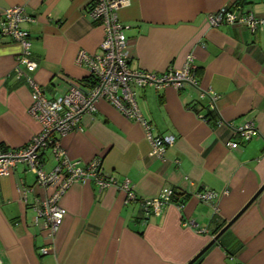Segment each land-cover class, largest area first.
Here are the masks:
<instances>
[{
  "label": "crops",
  "instance_id": "1",
  "mask_svg": "<svg viewBox=\"0 0 264 264\" xmlns=\"http://www.w3.org/2000/svg\"><path fill=\"white\" fill-rule=\"evenodd\" d=\"M234 2L130 0L117 10L126 26L131 68L160 73L168 66L180 68L188 54L193 56L196 85L135 90L149 134L173 135L174 143L164 158L151 157L142 125L98 101L94 112L82 116V131L57 138L64 154L80 166L100 155L103 174L116 184L101 190L94 181L71 184L58 200L65 214L49 238L34 207L54 188L35 186L34 173L24 163L15 164L0 177L2 264H186L239 213L264 183V25L253 32L241 24L211 27L209 14ZM87 3L0 0V14L20 5L32 16L22 28L37 64L28 72L17 61L20 45L0 35V148L22 147L40 130L28 113L26 76L48 98L87 79V68L76 57L80 51L99 54L104 35L102 26L87 17ZM241 7L264 17V0H243ZM211 94L217 96L213 109ZM208 111L211 117L204 116ZM246 121L254 124L252 138L228 148L227 141L238 140L232 129ZM41 159L46 171L57 164L51 150ZM125 179L138 201L125 203L118 185ZM163 188L177 197L159 215L146 212L139 200L154 198ZM202 189L214 190L216 197L209 203L197 200ZM192 264H264V188Z\"/></svg>",
  "mask_w": 264,
  "mask_h": 264
},
{
  "label": "built area",
  "instance_id": "2",
  "mask_svg": "<svg viewBox=\"0 0 264 264\" xmlns=\"http://www.w3.org/2000/svg\"><path fill=\"white\" fill-rule=\"evenodd\" d=\"M130 0H88L86 15L90 21L99 23L104 31L99 45L100 53L93 56L80 51L76 57L78 65H84L88 77L82 82H71L63 93H56L46 97L43 88L26 76L30 84V104L28 113L40 124V130L33 135L29 142L19 148H0V177L6 176L9 170L17 163H24L35 175V186L39 188L53 187L49 198L39 201L34 209L36 218L42 220V232L52 238L56 235L65 214V210L58 204L60 196L73 183L84 184L94 181L101 189L115 185V180L105 176L100 166V155H96L84 166L78 161H71L62 151L57 136H63L73 131H82L81 118L85 114L94 112L100 100L107 101L115 107L126 119L142 125L147 131L150 142V156L157 159L164 158L166 151L174 143L175 137L169 134L151 136L149 125L143 119L137 103L136 89L153 87L156 89L172 87L180 90L186 85H196V65L193 56L188 54L180 68L168 66L163 72L157 73L130 67L127 53L128 40L125 35L126 26L117 19V10L129 4ZM32 21V16L23 6L9 7L0 14V35L7 36L20 45V54L17 58L30 73L34 72L37 64L31 58L28 32L22 24ZM208 22L211 27L220 24H241L256 31L264 25V17L244 12L237 2L226 5L210 13ZM19 64L16 69L20 71ZM211 107L217 96L211 94ZM202 119L204 116H200ZM217 121V124H222ZM255 131L254 124L246 121L232 129V136L238 140H229L226 146L236 149L240 141L248 142ZM51 150L57 159V164L46 171L41 154ZM125 191V203L138 201L129 181L125 179L118 184ZM172 189L163 188L154 198L139 200L146 212L159 215L163 208L170 203ZM227 194V191L222 193ZM197 200L209 203L216 197L211 189H202L195 194ZM182 204L179 206L181 207ZM187 224V223H185ZM204 232V229H199ZM48 249L43 247L42 254ZM0 264H2L0 262Z\"/></svg>",
  "mask_w": 264,
  "mask_h": 264
},
{
  "label": "water",
  "instance_id": "3",
  "mask_svg": "<svg viewBox=\"0 0 264 264\" xmlns=\"http://www.w3.org/2000/svg\"><path fill=\"white\" fill-rule=\"evenodd\" d=\"M264 188V183L257 190V192L251 197V199L246 203V205L239 211L237 215H235L231 220H229L219 231L214 235V237L186 264H192L197 260L199 256H201L212 244H214L218 238L232 225V223L236 220V218L241 214V212L257 197V195Z\"/></svg>",
  "mask_w": 264,
  "mask_h": 264
},
{
  "label": "trees",
  "instance_id": "4",
  "mask_svg": "<svg viewBox=\"0 0 264 264\" xmlns=\"http://www.w3.org/2000/svg\"><path fill=\"white\" fill-rule=\"evenodd\" d=\"M238 1V4H240V5H242L243 4V0H237ZM211 115H212V112L211 111H208L207 112V114L206 115H204L205 117H208V116H210L211 117ZM177 197V194L173 191L172 192V196H171V200H173V199H175ZM200 258V256L197 258V259H199Z\"/></svg>",
  "mask_w": 264,
  "mask_h": 264
}]
</instances>
